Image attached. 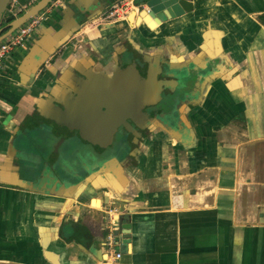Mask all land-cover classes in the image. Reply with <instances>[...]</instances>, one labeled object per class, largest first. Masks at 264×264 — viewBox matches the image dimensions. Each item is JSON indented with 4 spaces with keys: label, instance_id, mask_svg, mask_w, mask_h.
Returning <instances> with one entry per match:
<instances>
[{
    "label": "crops",
    "instance_id": "0c3cea01",
    "mask_svg": "<svg viewBox=\"0 0 264 264\" xmlns=\"http://www.w3.org/2000/svg\"><path fill=\"white\" fill-rule=\"evenodd\" d=\"M37 1L20 0L26 8ZM190 1L192 11L151 29L150 18L137 21L145 0H115L109 10L119 3L122 13L135 14L108 19L109 10L97 9L84 31L61 40L55 32L69 17L58 5L47 13L44 34L7 58L0 74V264H99L114 252L122 253L116 264H264V0ZM126 39L198 74L203 98L190 129L175 153L154 146L148 171L104 174L82 198L85 186L73 198L61 196L72 194L67 181L58 195L40 193L38 175L23 177L15 160L21 125L37 117L44 89L60 74L94 63L90 42L108 59ZM108 178L116 188H101ZM75 224L91 238H75ZM111 232L118 233L114 251L105 245Z\"/></svg>",
    "mask_w": 264,
    "mask_h": 264
},
{
    "label": "flooded vegetation",
    "instance_id": "af4514ba",
    "mask_svg": "<svg viewBox=\"0 0 264 264\" xmlns=\"http://www.w3.org/2000/svg\"><path fill=\"white\" fill-rule=\"evenodd\" d=\"M115 5L108 6L104 13ZM117 7L119 12L115 17H107V13L105 18L123 15L128 19L127 10L121 13L124 8L119 3ZM11 21H8V14L3 17L0 26L6 27L4 32ZM85 26L81 24L76 33L84 31ZM124 30L127 29H119L117 33ZM99 31L101 37L112 32L111 27ZM19 48L12 50L10 55ZM87 49L94 63L87 66L81 62L76 68H70L69 76V72L60 74L54 86L44 89L46 105L31 124H22L17 133L20 145L15 160L20 174L23 177L37 174L39 187L43 175L58 181L65 177V182H61H68L72 198L80 187L85 186L80 198L90 190H97L100 177L109 172L124 173L122 176L127 178L128 171H148V159L156 145H167L168 152L175 153L176 140L184 137L185 128L190 129L191 113L203 98L197 89V73L189 67H175L169 57L151 56L143 41L124 40L108 59L91 42ZM64 50L65 46L61 47L52 62L63 55ZM10 55L3 61L0 74ZM54 90L60 95L70 92L82 98L80 106L64 112L61 123L47 115H59L48 100L53 98ZM2 118L0 113V124ZM59 131L63 134L59 135ZM107 182L102 184V189L116 188L114 178H108ZM92 200L88 201L91 206Z\"/></svg>",
    "mask_w": 264,
    "mask_h": 264
},
{
    "label": "water",
    "instance_id": "95a60500",
    "mask_svg": "<svg viewBox=\"0 0 264 264\" xmlns=\"http://www.w3.org/2000/svg\"><path fill=\"white\" fill-rule=\"evenodd\" d=\"M10 1L11 0H0V24L3 17L7 14V8ZM54 1L55 0H38L33 5L27 7L21 15L13 19L7 25V27H9L7 31L4 32V29L6 27L0 26V42L6 37V35L14 32L19 26L28 22L33 16L44 11ZM113 1L115 0H105V2L102 5L101 4L96 5L97 3H95L92 5L93 6L92 7L90 5L91 0H62L61 4L59 5L60 9L65 10L69 19L66 26L63 25L58 31L55 32V34L58 36L56 39L61 40L62 38L65 39L69 37L70 34L76 32V30L80 28L81 24H84L86 22V20L84 19L85 17L90 19L91 18L90 14H92L97 9H99V11H97L96 15L100 14ZM66 2L74 3L76 8L72 9L70 6H66ZM144 3H146L147 5V11L142 10L140 14L137 16V21L142 17L143 20L150 18L148 25L151 29H155L159 24L175 19L194 9V2L190 0H145ZM143 20L142 22H144ZM38 34L43 35L44 28L40 29ZM63 93L64 94L60 95L58 94V91L54 92L53 98L49 97L48 99L50 102H52L55 105V108H57L59 115L57 117L53 116L52 114H47V115L57 120L60 123L63 122L62 116L64 112H66L68 108L80 106L82 100V98H79V96L76 97L72 96L70 92L69 93L63 92ZM56 97H59L60 99H56ZM39 180L42 181L41 188H44V190L41 191L40 193L45 194L47 192L48 193L50 192L51 195H58L59 189H61L62 186V182H61L62 180L58 181L55 179V177L48 178L46 175L45 176L43 175V177ZM61 196L71 197L72 194L66 195L65 193L61 192ZM128 228H130L129 222L122 223L121 229L124 230V232L122 233L124 244H127L131 238V236L129 235L130 231H127ZM119 229L120 228L118 227L117 230ZM99 264H102V261Z\"/></svg>",
    "mask_w": 264,
    "mask_h": 264
},
{
    "label": "built area",
    "instance_id": "2783aa9c",
    "mask_svg": "<svg viewBox=\"0 0 264 264\" xmlns=\"http://www.w3.org/2000/svg\"><path fill=\"white\" fill-rule=\"evenodd\" d=\"M62 0H55L48 8L44 11L38 13L33 16L28 22L19 26L14 32L6 35V37L0 42V68L2 66L3 61L6 59L8 55H10L11 51L17 47H21L25 45L28 41H30L34 35L38 34L43 22L46 19L47 13L49 10L53 9L55 6L60 5ZM26 8V5L21 3L19 0H11L8 8L7 14L13 16H19ZM118 8V7H116ZM119 10L111 9L108 11L107 17H115L118 14ZM139 12V11H138ZM118 233L111 232L106 240L105 245L114 251L116 247V236ZM110 254V253H109ZM121 252H114L110 257L104 259L102 264H116V260L121 257Z\"/></svg>",
    "mask_w": 264,
    "mask_h": 264
},
{
    "label": "trees",
    "instance_id": "16d2710c",
    "mask_svg": "<svg viewBox=\"0 0 264 264\" xmlns=\"http://www.w3.org/2000/svg\"><path fill=\"white\" fill-rule=\"evenodd\" d=\"M15 18L16 17L13 16V15H8V21H11V20H13ZM73 233L75 235L74 237L77 238L78 240H83L84 239L83 238L84 235L85 236L87 235L89 238H91V234H90L89 230L85 226L80 225V224H75L74 225V231H73Z\"/></svg>",
    "mask_w": 264,
    "mask_h": 264
},
{
    "label": "rangeland",
    "instance_id": "374dc122",
    "mask_svg": "<svg viewBox=\"0 0 264 264\" xmlns=\"http://www.w3.org/2000/svg\"><path fill=\"white\" fill-rule=\"evenodd\" d=\"M132 12L133 14H135L134 11H132L131 9H128V13ZM122 13V12H121ZM132 22V21H131Z\"/></svg>",
    "mask_w": 264,
    "mask_h": 264
},
{
    "label": "bare ground",
    "instance_id": "6f19581e",
    "mask_svg": "<svg viewBox=\"0 0 264 264\" xmlns=\"http://www.w3.org/2000/svg\"><path fill=\"white\" fill-rule=\"evenodd\" d=\"M145 14V13H144ZM149 19V18H148ZM139 21V20H138Z\"/></svg>",
    "mask_w": 264,
    "mask_h": 264
}]
</instances>
